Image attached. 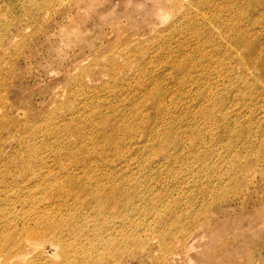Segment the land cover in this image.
Here are the masks:
<instances>
[{"label": "rangeland", "instance_id": "rangeland-1", "mask_svg": "<svg viewBox=\"0 0 264 264\" xmlns=\"http://www.w3.org/2000/svg\"><path fill=\"white\" fill-rule=\"evenodd\" d=\"M234 37L264 43L261 0H0V264H264Z\"/></svg>", "mask_w": 264, "mask_h": 264}, {"label": "bare ground", "instance_id": "bare-ground-1", "mask_svg": "<svg viewBox=\"0 0 264 264\" xmlns=\"http://www.w3.org/2000/svg\"><path fill=\"white\" fill-rule=\"evenodd\" d=\"M167 1L172 2V0H167ZM261 4H264V0H261ZM248 40L249 39L240 38V37L238 38L234 37L233 39H231V43L234 45L233 48L235 49V53H237L238 51V55H236V58H237L236 61L238 64H240L245 69L251 68L252 66L253 69L260 70L261 74H259L260 75L259 77L261 79L259 78H256V79L260 80L258 83V85H260L259 88L264 90V86L261 83L262 79H264V55L263 57L261 58L259 57L258 59L256 57L257 56L256 53H258L257 50H261V48L259 49L260 46H263L262 47L263 50L261 51L264 52V43H260V44L256 42L251 43ZM245 71L247 72L248 70H245ZM104 124L107 125V123H104ZM111 134L109 133V136L107 138L109 139L115 138V135H111ZM98 204L101 206V209L103 208V210H107L109 212L110 208H112L113 210V208L118 207L119 199L115 195V193L111 191H107L100 195Z\"/></svg>", "mask_w": 264, "mask_h": 264}]
</instances>
